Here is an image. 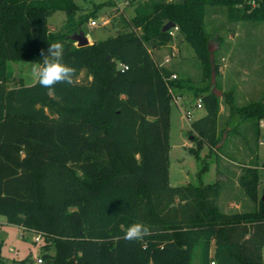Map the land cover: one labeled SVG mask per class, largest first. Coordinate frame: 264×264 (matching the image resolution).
I'll return each mask as SVG.
<instances>
[{"label": "trees", "instance_id": "16d2710c", "mask_svg": "<svg viewBox=\"0 0 264 264\" xmlns=\"http://www.w3.org/2000/svg\"><path fill=\"white\" fill-rule=\"evenodd\" d=\"M207 4L224 6L230 20L264 21V0H149L136 6L129 29L77 46L71 36L90 15H77L75 0H0V215L41 234L46 250L52 243L49 264H191L198 242L201 264H264L257 154L238 177L256 205L251 211H221L219 180L169 182L174 90H194L203 102L205 115L190 131L198 158L204 145L218 143L220 101L213 91L199 94L190 78L170 79L174 72L149 45L171 42L163 26L173 21L211 80L213 60L217 75L219 64L209 45L221 38L207 30ZM58 10L64 29L51 31L48 18ZM53 42L76 69L74 84L8 85L9 61L40 63L41 49ZM226 99L230 115L256 117L260 133L264 100L237 105L232 92ZM136 222L149 234L126 241Z\"/></svg>", "mask_w": 264, "mask_h": 264}, {"label": "rangeland", "instance_id": "374dc122", "mask_svg": "<svg viewBox=\"0 0 264 264\" xmlns=\"http://www.w3.org/2000/svg\"><path fill=\"white\" fill-rule=\"evenodd\" d=\"M124 1H127V4ZM146 1L149 0H75L80 7L77 15H90L82 25L86 36L91 38L90 43L129 29L128 21L134 16L136 6ZM93 19L98 21V25L90 24ZM205 21L207 30L214 37L221 38V42L216 38L211 40L210 47L213 52L227 45H230L234 52L233 66L226 67L224 61H220L219 67L222 66L223 69H219L214 83L209 79H203L201 62L188 42L179 45L174 55L170 46L157 50L156 48L161 45L157 43L149 45L157 62H165L168 57L169 60L165 64L177 70L179 78H190L193 85L200 89L199 94L212 91L214 86L221 91L218 115L219 140L214 149L204 145L199 152V158L193 150L197 146L194 141L195 134H190L191 124L205 115L204 108H196L199 95L195 94L194 90H184L183 94H179L182 98L178 103L172 101L169 182L172 186H187L214 183L219 180L221 190L218 204L221 211L227 213L251 211L256 205L246 196L238 183V177L243 165L252 163L257 152L258 138L259 143L263 142L258 151L260 191L264 188V124L259 133L256 117H249L241 122L232 117L226 93H233V100L237 105L264 100V21L230 20L224 6L212 4L206 5ZM65 22L66 14L61 10L48 18L51 31L63 30ZM33 63L35 62L9 61L8 70L12 79L8 85L13 86L19 80L25 84L35 83L37 79L32 73ZM83 78L84 73L79 79ZM177 91L174 90V98L178 96ZM186 109L193 110L191 117L185 116L183 111ZM203 167L206 169L202 170ZM34 237L35 233L31 230L12 224L5 216L0 215V251L3 264H38L39 257L44 259L41 264H49L45 254L52 255L54 245L49 243L46 250L43 248L44 239L37 242L34 241ZM201 260L202 245L198 242L191 255V264H201Z\"/></svg>", "mask_w": 264, "mask_h": 264}, {"label": "clouds", "instance_id": "9594fccd", "mask_svg": "<svg viewBox=\"0 0 264 264\" xmlns=\"http://www.w3.org/2000/svg\"><path fill=\"white\" fill-rule=\"evenodd\" d=\"M41 62L33 63L32 73L41 87L53 89L57 84L72 85L76 69L63 62L64 47L60 42H53L40 51ZM150 229L143 222L131 224L125 231L123 239L139 241L148 235Z\"/></svg>", "mask_w": 264, "mask_h": 264}, {"label": "crops", "instance_id": "0c3cea01", "mask_svg": "<svg viewBox=\"0 0 264 264\" xmlns=\"http://www.w3.org/2000/svg\"><path fill=\"white\" fill-rule=\"evenodd\" d=\"M49 28H51L50 27V25H49ZM177 34H179V37H177ZM91 38L89 37V40H90ZM186 41L184 40V38H183V35L179 32V31H176L175 33H174V35H173V39H172V41L171 42H169V43H167V44H163V45H161V46H159L158 48H156L157 50H161V48L163 47V48H166V47H169L170 46V48H171V52H172V54L174 55V53L176 52V51H178V47H179V45H181L182 43H185ZM229 44V43H228ZM231 46L230 45H227V46H225L224 48L222 47V48H220V50H217V52H215V56H216V59H217V62H218V64L220 63V61H224V66H233V64H232V61L234 60V58H233V54H234V52L231 50ZM169 60V58L168 57H166V61L165 62H167L168 60ZM165 62H158L160 65H163V66H165V67H168L169 68V66H167L166 64H165ZM219 69H223L222 68V66H220L219 67ZM172 71L174 72V73H176L177 75H179V77H180V74H179V72L177 71V70H175V69H172ZM245 70H243V72H244ZM245 72H248L247 70L245 71ZM186 91V90H188V89H182V90H178L177 91V97H175L174 98V101L175 102H179V100L182 98V96H179V94H183V91ZM172 110V109H171ZM262 121H263V119H262ZM263 124H264V122H263ZM260 125H261V123H260ZM263 125H261V126H259L260 127V129H261V127H262ZM261 143H263L262 141L259 143L258 142V145H257V152H256V154L258 155V151H259V149H260V145H261ZM263 257H264V249H263Z\"/></svg>", "mask_w": 264, "mask_h": 264}, {"label": "water", "instance_id": "95a60500", "mask_svg": "<svg viewBox=\"0 0 264 264\" xmlns=\"http://www.w3.org/2000/svg\"><path fill=\"white\" fill-rule=\"evenodd\" d=\"M175 26L176 25H175V23L173 21H168L163 26V30L167 31V30H170V29L174 28ZM71 37H72V39H74L76 41V45L77 46H85V45L90 44L89 38L86 36V34L84 33L83 30H80L79 32L74 33ZM209 49H210L211 58L213 60L214 52H213L212 48L210 47V45H209ZM215 79H216V70H215V67H214V60H213V69H212V74H211V82L214 83ZM212 91L218 97L221 95V91L218 90L215 86H214ZM191 139H193V135L191 136ZM261 199L264 201V193L261 195Z\"/></svg>", "mask_w": 264, "mask_h": 264}, {"label": "built area", "instance_id": "2783aa9c", "mask_svg": "<svg viewBox=\"0 0 264 264\" xmlns=\"http://www.w3.org/2000/svg\"><path fill=\"white\" fill-rule=\"evenodd\" d=\"M124 3L127 4V1H124ZM118 6H119V5H118ZM90 24H91L92 26L98 25V21H97L96 19H93V20L90 21ZM176 31H179L178 26H175L174 28L170 29V33H171V35H174V33H175ZM167 60H168V59H167ZM121 67H122V69L127 68V66H125V65H123V64H121ZM176 78H178V75H177L176 73H173V74L171 75V77H170V79H176ZM177 103H178V102H177ZM196 108H198V109H203V108H204V105H203V102H202L201 98H199V99L197 100V102H196ZM183 112H184L185 116H187V117H191L192 114H193V110H192V109H186V110H184ZM260 123H261V125H263V121H262V120L260 121ZM32 232H33V231H32ZM42 238H43V237H42L41 234H37V233H35V237H34L33 239H34V241H37V242H38V241H40ZM37 262H38V264H41V263L44 262V259H43L42 257H39V258L37 259ZM211 264H215V262L212 261Z\"/></svg>", "mask_w": 264, "mask_h": 264}]
</instances>
